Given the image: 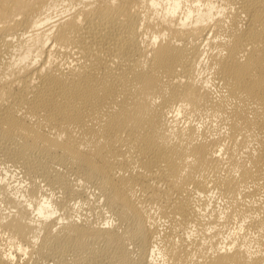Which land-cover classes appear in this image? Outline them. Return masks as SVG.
<instances>
[{
  "label": "bare ground",
  "instance_id": "1",
  "mask_svg": "<svg viewBox=\"0 0 264 264\" xmlns=\"http://www.w3.org/2000/svg\"><path fill=\"white\" fill-rule=\"evenodd\" d=\"M0 264H264V0H0Z\"/></svg>",
  "mask_w": 264,
  "mask_h": 264
},
{
  "label": "rangeland",
  "instance_id": "2",
  "mask_svg": "<svg viewBox=\"0 0 264 264\" xmlns=\"http://www.w3.org/2000/svg\"><path fill=\"white\" fill-rule=\"evenodd\" d=\"M9 169H11V167H9ZM12 170V169H11ZM18 177H20V176H18Z\"/></svg>",
  "mask_w": 264,
  "mask_h": 264
}]
</instances>
